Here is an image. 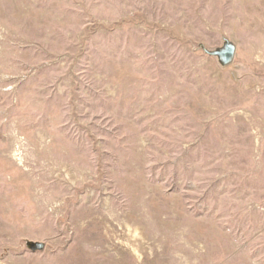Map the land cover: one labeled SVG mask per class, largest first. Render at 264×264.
<instances>
[{"label": "rangeland", "instance_id": "obj_1", "mask_svg": "<svg viewBox=\"0 0 264 264\" xmlns=\"http://www.w3.org/2000/svg\"><path fill=\"white\" fill-rule=\"evenodd\" d=\"M0 264H264V0H0Z\"/></svg>", "mask_w": 264, "mask_h": 264}, {"label": "water", "instance_id": "obj_2", "mask_svg": "<svg viewBox=\"0 0 264 264\" xmlns=\"http://www.w3.org/2000/svg\"><path fill=\"white\" fill-rule=\"evenodd\" d=\"M216 53L221 55L225 61H231L235 55V47L233 45L228 44L224 50L218 51ZM34 248L42 249L43 243H36Z\"/></svg>", "mask_w": 264, "mask_h": 264}]
</instances>
